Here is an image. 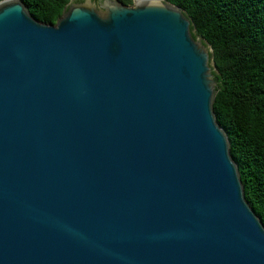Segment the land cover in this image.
Returning a JSON list of instances; mask_svg holds the SVG:
<instances>
[{"label": "water", "instance_id": "water-1", "mask_svg": "<svg viewBox=\"0 0 264 264\" xmlns=\"http://www.w3.org/2000/svg\"><path fill=\"white\" fill-rule=\"evenodd\" d=\"M192 24L168 0L55 23L0 0V264H264Z\"/></svg>", "mask_w": 264, "mask_h": 264}, {"label": "trees", "instance_id": "trees-1", "mask_svg": "<svg viewBox=\"0 0 264 264\" xmlns=\"http://www.w3.org/2000/svg\"><path fill=\"white\" fill-rule=\"evenodd\" d=\"M69 1L22 0L31 15L51 23ZM168 1L184 9L211 48L216 121L227 133L245 198L264 224V0Z\"/></svg>", "mask_w": 264, "mask_h": 264}, {"label": "rangeland", "instance_id": "rangeland-1", "mask_svg": "<svg viewBox=\"0 0 264 264\" xmlns=\"http://www.w3.org/2000/svg\"><path fill=\"white\" fill-rule=\"evenodd\" d=\"M93 2L95 5H100V0H70L67 5L74 3V2ZM211 66L213 67V70H215V67L213 66V62L211 61Z\"/></svg>", "mask_w": 264, "mask_h": 264}]
</instances>
